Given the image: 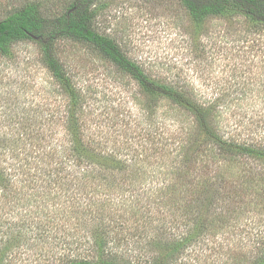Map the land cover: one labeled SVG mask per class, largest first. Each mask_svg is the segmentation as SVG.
Masks as SVG:
<instances>
[{
    "label": "rangeland",
    "instance_id": "374dc122",
    "mask_svg": "<svg viewBox=\"0 0 264 264\" xmlns=\"http://www.w3.org/2000/svg\"><path fill=\"white\" fill-rule=\"evenodd\" d=\"M26 1L37 0H0V20ZM39 1L51 15H59L71 0ZM94 10V29L115 41L152 79L185 91L182 96L200 103H216L224 132L238 133L242 139H264V19L255 22L241 12H232L199 23L181 0H100ZM42 49L38 41L25 40L13 45L8 55L0 53V143L14 150L27 146L32 152L37 144L60 149L99 145L109 152L118 147L119 158L142 168L138 180L121 179L115 169L106 179L86 182L85 200L97 206L91 212L84 204L80 211L91 214L81 220L57 218L59 236L67 238L59 251L89 257V247L99 235L97 229H104L111 234L103 237H114L108 240L110 245L117 242L116 250L128 259L141 257L140 247L145 248V256L157 254L152 244L156 236L166 231L169 239L183 234L188 223L185 215L191 217L183 207L204 189L205 179L224 191L219 186L217 161L211 156L208 159L212 146L198 136L190 145L189 132L196 127L193 115L168 99L157 101L145 95L130 75L89 44L72 39L56 43L57 58L71 79L68 89L45 65ZM74 129L82 139L69 137ZM188 148L182 169L185 176L175 178L167 170ZM59 154L63 161L68 156L63 151ZM251 166L250 171L258 168ZM125 178L131 185L121 183ZM151 183L155 187L147 192ZM260 188L259 194L264 193V184ZM137 193L144 198L137 196L136 200ZM102 204L107 209L105 216L96 210ZM218 204L223 208V202ZM209 207L211 215L204 209L194 214L199 220L208 219L207 226L215 234H210L192 258L187 257L189 262L248 264L263 248L258 236L264 232V199L250 195L241 206L232 205L234 216H228L227 226L216 223L225 211ZM146 209L151 212L145 213ZM195 228L200 230V222ZM221 228L224 231H218ZM220 242L223 247L216 248L218 251L206 247ZM34 253L25 258L35 261ZM42 253L45 264H52L58 248L47 247Z\"/></svg>",
    "mask_w": 264,
    "mask_h": 264
},
{
    "label": "trees",
    "instance_id": "16d2710c",
    "mask_svg": "<svg viewBox=\"0 0 264 264\" xmlns=\"http://www.w3.org/2000/svg\"><path fill=\"white\" fill-rule=\"evenodd\" d=\"M98 1L100 0H71L67 3L65 11L59 15H51L43 1H26L0 20V53L8 55L13 45L25 40L38 41L43 48L45 65L54 78L68 89L71 86V79L57 58L56 43L62 39H72L94 47L120 71L130 75L145 95L157 101L168 99L193 115L196 127L193 132H189L190 138L187 142L192 145L198 136L212 146L207 151L208 159L212 157L217 161L216 164L221 171L218 174L219 186L224 191L216 187V182L212 184L210 180L205 179L202 182L204 189L198 190L196 196L192 197L190 205L183 207L187 213H191V217L183 214L188 220L183 234L169 239L166 231L165 234L156 236L152 244L158 250L157 254L147 253L145 256V248L140 247L142 256L128 259L126 255H121L116 250L117 242L110 245L108 240L114 237H103L104 234H111L104 229H97L99 235L89 247L92 253L89 257H82V254L77 256L61 254L59 245L65 244L67 238L59 236L57 218L65 216L81 220L88 217L87 214H91L89 211L93 212L92 208L97 206L96 202L90 204L85 200L84 194L88 187L86 182L89 184V180L93 178L106 179L107 174L115 172V169L121 175V179L130 177L138 180L142 168L119 158L122 153L118 147L115 152H109L106 147L99 145H73L60 149L56 146L47 148L37 144L38 148L32 152L26 149L27 146L24 150H14L9 148L11 146L0 143V264H45L44 253H39L41 249L47 247L58 248L57 255L50 261L52 264H191L187 257L192 258L197 248L206 244L210 234H215L210 232L211 228L207 226L209 220H199L194 212L204 209L205 213L211 215L212 210L209 206L213 205L219 209L218 203L223 202L225 205L220 208L222 212L225 211V215H219L216 223L227 226L228 216L230 219L234 216L232 205L241 206L243 198L250 195L264 199V193L259 194L260 187L264 184V139L261 141L252 138L242 139L238 133L224 132L220 124L222 120L219 117V106L216 103H200L195 98L182 96L185 91L152 79L136 62L125 55L115 41L94 29V6ZM181 2L191 18L199 23L232 12H241L255 22L264 19V0H181ZM77 121L79 119L75 118L74 123ZM69 133V137L72 135L82 139V134L76 129L70 130ZM19 139L23 141L22 137ZM189 150L190 148L184 151L183 157L178 158L171 168H168L167 171L175 178L185 176L182 169L186 167L184 162ZM60 151L68 155L64 161L60 160ZM22 155L25 158H20ZM110 161L114 169L109 167ZM253 164L258 168L248 170ZM236 169L239 171L238 174ZM126 180L129 179L125 178L121 183L124 185L131 183ZM104 185H107V190H113L110 184ZM154 187L155 185L151 183L147 192ZM63 190H65L63 196L59 195ZM225 191L227 195L224 194ZM137 196L139 200L144 198V195L137 193L136 200ZM146 196L145 199L150 201L151 198ZM84 204L89 207L87 214L80 211ZM74 205H77V208ZM96 210L99 215H106L107 209L104 204L98 206ZM146 210L145 213L151 212ZM198 222L200 230L197 233L195 226ZM218 231H224V228ZM260 235L258 240L263 244V248L248 264H264V232ZM220 244L206 247L211 251L214 249L218 251L216 248L223 247V243ZM61 249L65 250L63 246ZM34 252L35 261L30 262L29 258H25V255L27 257L35 254Z\"/></svg>",
    "mask_w": 264,
    "mask_h": 264
}]
</instances>
